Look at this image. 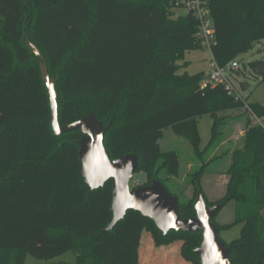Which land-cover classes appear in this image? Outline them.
<instances>
[{"label": "trees", "instance_id": "1", "mask_svg": "<svg viewBox=\"0 0 264 264\" xmlns=\"http://www.w3.org/2000/svg\"><path fill=\"white\" fill-rule=\"evenodd\" d=\"M183 1L0 0V264H24L27 257L49 262L66 253L75 256V264H140L147 229L156 233L158 245L183 239L184 259L201 264L194 253L200 232L164 236L132 210L105 231L112 219V181L92 191L83 181L74 142L82 134L53 135L40 61L27 39L40 51L48 77L57 81L58 123L70 125L94 112L105 127L110 124L103 138L109 159L133 153L138 158L134 174L144 171L149 181L160 162L166 177L175 179L179 155L159 150L163 130L171 128L188 141L202 161L189 178L191 198L180 199L167 179L159 180L178 198L182 218L194 215L198 189L203 195L204 156L221 143L225 114L242 112V145L233 150L226 191L216 202L233 203L234 220L222 226L211 222L219 233L242 223L237 239L222 241L232 264L264 260V132L252 126L244 103L234 102L224 87L201 88L205 73H177L186 50L202 49L192 14L174 18L176 4ZM202 1L214 24L211 56L218 66L264 41V0ZM260 66L264 69V60L251 62L254 76ZM259 77L264 83V75ZM248 106L264 118L263 106ZM205 114L213 122L201 150L195 118Z\"/></svg>", "mask_w": 264, "mask_h": 264}, {"label": "rangeland", "instance_id": "2", "mask_svg": "<svg viewBox=\"0 0 264 264\" xmlns=\"http://www.w3.org/2000/svg\"><path fill=\"white\" fill-rule=\"evenodd\" d=\"M186 11L179 9L176 11L174 18L184 16ZM183 59L178 63L179 74L196 75L199 73H208L209 64L212 56L208 49L186 50L183 53ZM264 60V41L255 43L249 50L239 54L235 61L239 65L240 73L233 75L231 79L233 86L238 90L239 94L248 104L257 103L264 107V83L260 82V77L254 76L250 70V64L254 61ZM244 83L245 87H242ZM242 113V112H241ZM240 112H228L227 122L222 126L223 139L221 143L214 148L208 155L204 156L206 164V173L201 179L203 198L208 202L209 206L217 204L225 194L227 181L229 179L226 171L230 164V157L233 150L241 147L244 138L245 116ZM197 123V135L199 136V148L203 150L211 138L212 119L208 114L200 115L195 118ZM159 150L161 152H177L179 155L180 172L175 179L167 178L165 170L161 167L160 162L152 167L149 181L166 180V185L173 194L190 199L193 193V186L189 183L191 174L198 170L202 165V161L195 155L188 141L177 137L171 128L163 130L162 139L159 142ZM144 171L133 174L129 186L133 189L135 184L143 186L149 182ZM138 188V187H137ZM196 195V194H195ZM193 196V202L195 201ZM193 204V203H192ZM233 203L225 204L214 218L217 226L232 223L234 220ZM242 223L234 225L229 230H220L219 238L224 243H229L237 239L240 235ZM140 242V264H191L186 261L181 254L183 239L171 240L166 244L158 245L156 242V233L151 229L142 232ZM24 264H75V256L72 253L59 258L50 260L49 262H40L31 257H27Z\"/></svg>", "mask_w": 264, "mask_h": 264}, {"label": "water", "instance_id": "3", "mask_svg": "<svg viewBox=\"0 0 264 264\" xmlns=\"http://www.w3.org/2000/svg\"><path fill=\"white\" fill-rule=\"evenodd\" d=\"M32 53L40 61L39 69L42 80L47 89L50 109V125L53 135L60 137L63 134L79 131L82 137L74 141L78 146V156L81 163L80 172L84 183L92 191L100 189L112 181L111 191V220L105 231L110 232L113 227L124 219L129 210L138 212L142 217L149 218L156 229L164 236L170 231L196 233L202 235L201 242L194 250L201 264H232L229 259L230 248L224 246L218 238L219 231L211 222L221 210V204L207 205L200 189L197 190L194 201V215L182 218L179 215V200L172 196L165 185L158 180H152L143 187L131 189L129 182L138 165L136 154L111 160L104 147V135L110 124L104 126L96 118L94 112L78 119L70 125L58 123L57 93L54 85L56 80L48 77L47 67L38 48L29 39L26 40ZM259 76L264 75L262 66L254 69ZM256 264H264V260H257Z\"/></svg>", "mask_w": 264, "mask_h": 264}, {"label": "built area", "instance_id": "4", "mask_svg": "<svg viewBox=\"0 0 264 264\" xmlns=\"http://www.w3.org/2000/svg\"><path fill=\"white\" fill-rule=\"evenodd\" d=\"M180 9L189 12L196 19L198 28L195 34L196 39L199 41L201 48L208 49L211 55V48L215 44L214 36V24H212L210 10L206 3L202 0H185L176 4ZM239 71V65L234 60L233 62L220 67L213 60L209 64L208 73L205 74L200 86L204 88L206 86L224 87L225 92L229 97H231L234 102L244 103L243 110L247 112V116L251 121L252 126L260 127L264 132V118L257 117L253 112H251L248 104L243 102L242 96L239 94L238 90L233 86L231 79L236 72ZM136 187H140L135 184Z\"/></svg>", "mask_w": 264, "mask_h": 264}]
</instances>
